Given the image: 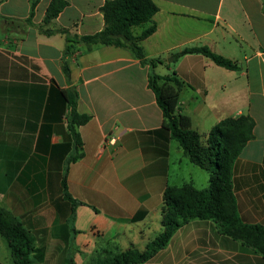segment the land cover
Here are the masks:
<instances>
[{"label": "crops", "instance_id": "crops-1", "mask_svg": "<svg viewBox=\"0 0 264 264\" xmlns=\"http://www.w3.org/2000/svg\"><path fill=\"white\" fill-rule=\"evenodd\" d=\"M51 1H0V207L32 235L35 264H96L112 252L143 251L163 231L168 186L209 187V173L163 127L148 86L157 68L185 83L177 112L200 134L226 118L254 120V136L234 164L233 190L242 221L264 227V0H153L156 31L141 45L147 58L162 61L155 68L125 48L70 43L67 50V34L104 29L107 0H64L45 25ZM192 47L238 69L198 53L169 63ZM71 89L78 112L90 116L77 128L84 156L76 161L64 96ZM164 254V264H264L212 221L180 227L155 258ZM0 264H15L1 235Z\"/></svg>", "mask_w": 264, "mask_h": 264}, {"label": "trees", "instance_id": "trees-1", "mask_svg": "<svg viewBox=\"0 0 264 264\" xmlns=\"http://www.w3.org/2000/svg\"><path fill=\"white\" fill-rule=\"evenodd\" d=\"M1 1V0H0ZM34 6L31 17L34 15ZM67 6L64 0H52L44 18V24L51 23ZM159 11L153 0H107L101 8L104 17V29L94 35L70 36V43H80L91 49L101 44L128 49L141 64L155 68L160 59L147 58L141 42L156 31L153 17ZM151 23L140 35H134L132 29ZM202 54L216 65L227 70H237L235 62L206 47L185 48L171 54L169 63L176 62L187 54ZM148 86L156 97L162 111L164 123L171 137L178 141L190 162L209 173V187L195 189L191 185L182 187L168 186L164 192L162 212L163 231L150 241L145 250L130 248L115 256H107L96 264H143L155 257L167 247L175 232L192 220L212 221L222 235L229 236L253 248L264 257V227L245 224L238 212L233 190V168L235 161L246 144L254 136L255 122L249 116L226 118L213 127L208 134H200L192 129L190 118L177 112L180 93L185 87L175 74L159 76L151 72ZM70 107L69 128L75 140V155L72 161L84 156L83 143L77 131L85 125L90 116L77 110L79 95L75 89L64 92ZM66 177L64 187L66 188ZM0 235L7 242L15 264H35L32 257L34 239L32 235L11 213L0 207ZM74 264V263H69Z\"/></svg>", "mask_w": 264, "mask_h": 264}, {"label": "rangeland", "instance_id": "rangeland-1", "mask_svg": "<svg viewBox=\"0 0 264 264\" xmlns=\"http://www.w3.org/2000/svg\"><path fill=\"white\" fill-rule=\"evenodd\" d=\"M136 31H140V29L139 28H137L136 29ZM157 73L156 74H169V73H171L170 72V70L168 69V68H157L156 70H155ZM205 189H207V188H205ZM160 234V233H159ZM158 234V235H159ZM157 235V236H158ZM171 242V241H170ZM168 246V245H167ZM165 249V248H164ZM119 253H121V252H112V253H110V254H108V255H106L105 257H107V256H115V255H117V254H119ZM163 256H165V254L164 255H160L159 257H153L152 259H150L149 261H147L146 263H143V264H164L163 263ZM104 257V258H105Z\"/></svg>", "mask_w": 264, "mask_h": 264}]
</instances>
